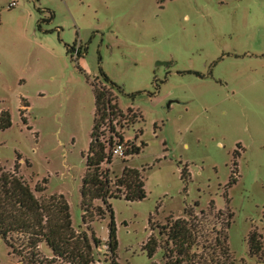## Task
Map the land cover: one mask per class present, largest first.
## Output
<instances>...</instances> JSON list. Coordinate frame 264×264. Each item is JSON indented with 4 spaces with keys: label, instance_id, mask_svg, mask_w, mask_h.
<instances>
[{
    "label": "rangeland",
    "instance_id": "obj_1",
    "mask_svg": "<svg viewBox=\"0 0 264 264\" xmlns=\"http://www.w3.org/2000/svg\"><path fill=\"white\" fill-rule=\"evenodd\" d=\"M73 44L82 57L68 53ZM100 70L123 89L114 103L142 114L120 131L146 144L107 166L113 180L124 166L139 169L147 193L110 199L117 262L164 264L161 248L148 256L149 238L163 242L158 226L193 209L205 212V232L232 214L233 264H264V0H0V113L12 122L0 130V163L12 171L19 154V174L33 189L47 180L38 197L65 195L77 229ZM109 221L91 224L102 241L93 264H112ZM0 264H18L1 238Z\"/></svg>",
    "mask_w": 264,
    "mask_h": 264
},
{
    "label": "trees",
    "instance_id": "obj_2",
    "mask_svg": "<svg viewBox=\"0 0 264 264\" xmlns=\"http://www.w3.org/2000/svg\"><path fill=\"white\" fill-rule=\"evenodd\" d=\"M68 47V53L76 50V44ZM85 50L78 46L76 57H82ZM103 80L98 77L92 81L95 98L94 124L86 156V171L82 178L81 196L83 225L75 228L71 208L65 195L52 194L38 197L37 192L47 189L37 184L33 189L19 174V160L12 171L6 170L0 163V238L6 243L11 253L18 258V264H93L96 259L95 249L101 240L91 232V224L102 220L110 214L108 223L107 255L112 264L117 262L118 237L110 199L124 198L127 201H141L146 198L144 176L137 168L124 166L120 176L111 178L110 166L113 161V148L116 144L124 147V162L130 156L141 153L146 146L126 140L119 129L133 125L142 120V114L128 109L125 114L114 103L112 91L123 93V89L100 70ZM28 105L26 104L25 107ZM25 109L21 110V114ZM26 123L25 117H23ZM11 115L8 111L0 113V130L11 127ZM142 131H140L141 133ZM234 154L233 171L228 185L236 182L234 169L237 167ZM182 179L188 180L187 167L182 169ZM101 201L104 207L95 205ZM214 203L208 211L216 217L223 212H214ZM205 212L196 215L193 209H186L187 218L167 219L160 228L159 235L163 242L153 235L145 248L152 258L156 251L163 250L164 264H233L229 246L228 229L231 226L232 214L223 222L220 229L213 227L204 231L203 217ZM84 226L86 228H84ZM250 255L257 256L263 251L261 236L251 231L248 237ZM152 264H157L152 262Z\"/></svg>",
    "mask_w": 264,
    "mask_h": 264
},
{
    "label": "built area",
    "instance_id": "obj_3",
    "mask_svg": "<svg viewBox=\"0 0 264 264\" xmlns=\"http://www.w3.org/2000/svg\"><path fill=\"white\" fill-rule=\"evenodd\" d=\"M13 6L15 3L12 4ZM75 52H78V47H76ZM113 155L115 156H120L122 157L124 155V147L122 144H116L115 147L113 148Z\"/></svg>",
    "mask_w": 264,
    "mask_h": 264
},
{
    "label": "water",
    "instance_id": "obj_4",
    "mask_svg": "<svg viewBox=\"0 0 264 264\" xmlns=\"http://www.w3.org/2000/svg\"><path fill=\"white\" fill-rule=\"evenodd\" d=\"M158 64H163V62H159Z\"/></svg>",
    "mask_w": 264,
    "mask_h": 264
}]
</instances>
